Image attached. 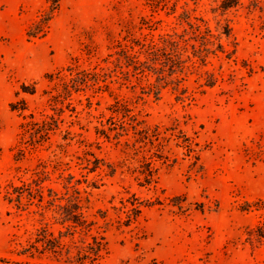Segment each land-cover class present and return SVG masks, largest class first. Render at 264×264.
<instances>
[{
	"label": "rangeland",
	"instance_id": "obj_1",
	"mask_svg": "<svg viewBox=\"0 0 264 264\" xmlns=\"http://www.w3.org/2000/svg\"><path fill=\"white\" fill-rule=\"evenodd\" d=\"M220 1L0 0V264H264V0Z\"/></svg>",
	"mask_w": 264,
	"mask_h": 264
},
{
	"label": "trees",
	"instance_id": "obj_2",
	"mask_svg": "<svg viewBox=\"0 0 264 264\" xmlns=\"http://www.w3.org/2000/svg\"><path fill=\"white\" fill-rule=\"evenodd\" d=\"M240 0H221L223 8L235 7ZM200 24H191L187 23L193 34V38H199L200 45L196 48L194 45L191 46L193 49V57H197L201 62L204 63L207 55L213 53V51L208 47L210 43V31L207 27L202 26V21ZM196 41V40H195ZM143 46L141 47V49ZM178 49V43L171 37H167L165 41L163 40V45L159 47L157 44H151L146 48L144 53V59L139 60L137 56H126V65L131 67L132 71L136 75H144L146 72L152 74L156 77L155 84H149L150 90L159 91L160 88H163L169 84L173 86L174 90L180 89V82L183 81V78L179 79H167L168 74H173L175 72L184 73V66L178 62L176 56V50ZM168 74H165V72ZM75 82V80H74ZM210 86L212 82L208 83ZM77 86V85H75ZM182 91V90H180ZM28 94H33V91H25ZM79 215H75L77 218ZM75 217H73L75 219Z\"/></svg>",
	"mask_w": 264,
	"mask_h": 264
}]
</instances>
